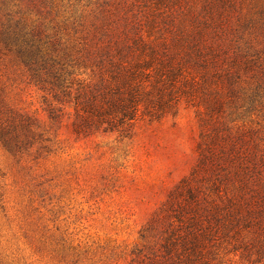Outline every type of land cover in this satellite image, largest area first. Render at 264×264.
I'll return each instance as SVG.
<instances>
[{"label":"rangeland","instance_id":"rangeland-1","mask_svg":"<svg viewBox=\"0 0 264 264\" xmlns=\"http://www.w3.org/2000/svg\"><path fill=\"white\" fill-rule=\"evenodd\" d=\"M7 12L68 70L88 64V50L127 36L176 47L202 41L223 78L211 89L223 99L214 116L222 139L213 144L225 148L223 168L193 183L204 223L211 201L229 207L239 193L234 165L245 163L259 190L248 215L232 225L211 221L205 259L264 264V0H0V25ZM74 68L77 79L92 78ZM42 86L0 35V264L170 263L161 244L178 227L171 206L198 169L200 144L211 143L202 133L205 123L215 131L206 104L213 96L142 115L128 134L83 132L74 104Z\"/></svg>","mask_w":264,"mask_h":264},{"label":"trees","instance_id":"trees-1","mask_svg":"<svg viewBox=\"0 0 264 264\" xmlns=\"http://www.w3.org/2000/svg\"><path fill=\"white\" fill-rule=\"evenodd\" d=\"M5 22L0 25L1 40L6 46L16 50L19 58L33 78L42 84L55 101H66L75 106V126L78 131H118L128 134L142 115L159 116L170 111L182 101L198 104L205 96L207 116L215 128L214 133L205 123L206 131L200 144V164L192 174L190 182H184L183 189L173 201L170 212L173 213L177 228L167 233L161 244L168 264H211L205 259L206 241H210L218 224L232 225L241 216L248 215L259 192L249 185L251 174L243 162L234 165L235 177L240 179L239 193L227 198L229 207H221L211 201L209 211L211 220L206 225L203 220L202 202L195 196L193 184L199 175L209 171H218L225 151L223 146L215 147L213 142L222 139L218 129V118L222 106L219 88L211 89L214 81H222L221 74L212 70L217 66L214 57L200 48L202 41L193 44L184 43L176 47L173 43H145L143 37H125L121 41H109L104 46L87 51L88 64H72L73 70L66 65L52 62L44 56L43 50L30 35L26 27L14 21L10 13L4 15ZM150 38V34L148 35ZM215 54H212L214 56ZM90 69L91 79H77L76 69ZM233 76L227 75L226 79ZM235 88L230 87L234 95ZM203 94V96H202ZM51 117L57 116L51 111ZM208 119H205V122ZM208 125V126H206ZM204 130V128H203ZM219 150V151H218ZM197 190V189H195ZM189 193V202L184 199ZM249 196V197H248ZM182 198L187 204L182 203ZM252 199V200H251ZM177 205V206H176ZM188 206L189 212L184 209ZM192 214L186 217V213ZM222 220L226 222L221 223ZM218 227L217 225H215Z\"/></svg>","mask_w":264,"mask_h":264}]
</instances>
